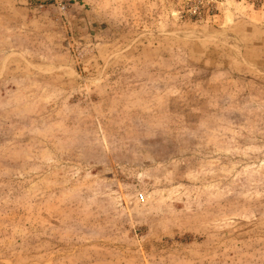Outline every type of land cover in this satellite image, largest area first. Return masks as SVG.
Listing matches in <instances>:
<instances>
[{"label": "rangeland", "instance_id": "rangeland-1", "mask_svg": "<svg viewBox=\"0 0 264 264\" xmlns=\"http://www.w3.org/2000/svg\"><path fill=\"white\" fill-rule=\"evenodd\" d=\"M0 264H264V0H0Z\"/></svg>", "mask_w": 264, "mask_h": 264}, {"label": "bare ground", "instance_id": "bare-ground-1", "mask_svg": "<svg viewBox=\"0 0 264 264\" xmlns=\"http://www.w3.org/2000/svg\"><path fill=\"white\" fill-rule=\"evenodd\" d=\"M189 34H191V35H192L193 33H189ZM195 34H196V33H195ZM197 35H198V34H197ZM199 35H202V36H204V34H202V33H201V34H199ZM211 37H212V36H211Z\"/></svg>", "mask_w": 264, "mask_h": 264}]
</instances>
